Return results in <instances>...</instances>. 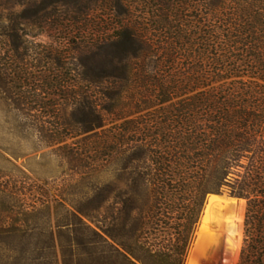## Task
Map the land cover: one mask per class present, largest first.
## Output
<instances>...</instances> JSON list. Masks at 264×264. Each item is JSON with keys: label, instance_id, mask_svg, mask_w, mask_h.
<instances>
[{"label": "trees", "instance_id": "1", "mask_svg": "<svg viewBox=\"0 0 264 264\" xmlns=\"http://www.w3.org/2000/svg\"><path fill=\"white\" fill-rule=\"evenodd\" d=\"M112 3L126 64L104 66L100 97L88 88L75 103L95 118L86 131L114 123L96 136L117 167L83 195L85 208L68 210L76 222L58 226L70 242L63 264L73 241L83 264H186L211 195L234 187L264 199V0ZM8 79L0 70V83ZM80 133L57 128L49 138ZM235 234L233 222L226 248ZM243 247L264 256V245Z\"/></svg>", "mask_w": 264, "mask_h": 264}, {"label": "rangeland", "instance_id": "2", "mask_svg": "<svg viewBox=\"0 0 264 264\" xmlns=\"http://www.w3.org/2000/svg\"><path fill=\"white\" fill-rule=\"evenodd\" d=\"M116 14L112 0H0V70L9 78L0 83V264H63L70 242L58 226L76 222L68 210L85 208L83 195L114 177L117 162L96 136L114 123L86 131L95 118L75 99L88 88L100 97L102 68L126 64L127 51L113 44ZM57 128L81 133L52 145ZM251 242L264 245V199L226 187L209 197L186 264H264L243 249ZM72 243L70 264H83Z\"/></svg>", "mask_w": 264, "mask_h": 264}, {"label": "water", "instance_id": "3", "mask_svg": "<svg viewBox=\"0 0 264 264\" xmlns=\"http://www.w3.org/2000/svg\"><path fill=\"white\" fill-rule=\"evenodd\" d=\"M206 209V208H205Z\"/></svg>", "mask_w": 264, "mask_h": 264}]
</instances>
